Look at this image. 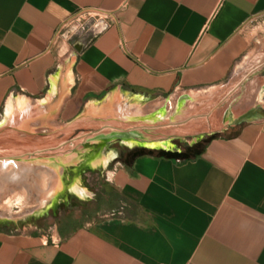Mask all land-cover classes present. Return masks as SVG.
<instances>
[{
    "label": "crops",
    "instance_id": "1",
    "mask_svg": "<svg viewBox=\"0 0 264 264\" xmlns=\"http://www.w3.org/2000/svg\"><path fill=\"white\" fill-rule=\"evenodd\" d=\"M80 9L110 22L73 37ZM0 113L26 154L84 115L165 145L117 137L113 208L0 231V264H264V0H0Z\"/></svg>",
    "mask_w": 264,
    "mask_h": 264
},
{
    "label": "rangeland",
    "instance_id": "2",
    "mask_svg": "<svg viewBox=\"0 0 264 264\" xmlns=\"http://www.w3.org/2000/svg\"><path fill=\"white\" fill-rule=\"evenodd\" d=\"M91 22L92 18L83 20V27L86 29ZM78 26L79 24L70 30L73 37L85 33L84 29ZM1 116L2 113L0 118ZM77 122L73 130L65 133L62 132L64 129H59V133L63 137L83 136L59 144L57 150L48 149L37 155L19 152L21 149L11 143L13 137L20 134L19 130H23L17 127V123L6 122L0 126V161L12 163L14 168H22L27 162L32 163L31 168L21 174L16 182H11L10 186L7 182L4 184L0 176V228H4L3 231L43 233L53 228L69 211L76 215L78 220H82L86 215L97 216L115 204L111 202L107 205L106 201L99 200L103 194L101 181L106 176L107 169L114 163V160H109L103 164L100 152L102 149H109L120 153L126 149L115 137L116 134L125 135V124L109 118L91 120L85 115L78 117L75 120V123ZM130 137L133 136L126 138ZM121 142L131 146L125 143L124 137ZM8 171H11L10 167L4 172ZM50 182L53 184L51 187ZM40 196L43 204L38 208ZM93 200L99 202L91 203ZM46 213L48 215L42 217L43 220L37 221L38 215ZM35 227L38 228L37 231Z\"/></svg>",
    "mask_w": 264,
    "mask_h": 264
},
{
    "label": "bare ground",
    "instance_id": "3",
    "mask_svg": "<svg viewBox=\"0 0 264 264\" xmlns=\"http://www.w3.org/2000/svg\"><path fill=\"white\" fill-rule=\"evenodd\" d=\"M13 106H16L18 105V103L14 102L12 103ZM125 106L127 107L128 106V102H125ZM121 109V107H120ZM15 109L13 110H9V106L7 107V109H5V113L7 114H16L17 111L14 112ZM125 132V135H121V134H116L115 137H124L125 138V143L128 144V145H134V144H141V143H144V144H148L150 145L149 147H152V146H156V147H160V146H165L162 141L156 139V140H152V141H145L143 139H138V138H135V137H130V138H126L129 135L128 131H124ZM143 144V145H144ZM104 148V147H103ZM114 155V152H112L111 150L109 149H102V151L100 152V157H101V161L102 163H106L107 161H109ZM6 159V158H5ZM8 159H13V158H8ZM32 166V163L30 162H27V164H25L24 167L21 168H18V166L16 168H14V166L12 165V163H3L2 161H0V176H1V180L3 181L4 184H6L7 182V185L10 186V183L11 182H16L18 179H20L19 177L21 176V174H23L25 171H28ZM11 168V171L13 170V172L11 171H8V172H4L5 169L7 168ZM47 169V168H46ZM53 181V179H52ZM52 182H50V185L49 187H51L53 184H51ZM39 200H41V202L38 204V208H40V204H43L42 202V196H40ZM43 206V205H42Z\"/></svg>",
    "mask_w": 264,
    "mask_h": 264
},
{
    "label": "built area",
    "instance_id": "4",
    "mask_svg": "<svg viewBox=\"0 0 264 264\" xmlns=\"http://www.w3.org/2000/svg\"><path fill=\"white\" fill-rule=\"evenodd\" d=\"M89 18L93 19V22L90 23L86 29L83 27V20ZM75 25L84 29V32L88 30H92L93 28H102L108 25L110 22L109 17L101 13L100 11H96L95 9H80L77 13H75L70 19ZM83 31V30H82ZM76 34V33H75ZM82 34V33H81Z\"/></svg>",
    "mask_w": 264,
    "mask_h": 264
},
{
    "label": "trees",
    "instance_id": "5",
    "mask_svg": "<svg viewBox=\"0 0 264 264\" xmlns=\"http://www.w3.org/2000/svg\"><path fill=\"white\" fill-rule=\"evenodd\" d=\"M138 153H157V151H150V150H146V149H140ZM162 154H167V155H171V156H176V157H185L187 155L184 154L183 151L181 152H171V151H161Z\"/></svg>",
    "mask_w": 264,
    "mask_h": 264
},
{
    "label": "water",
    "instance_id": "6",
    "mask_svg": "<svg viewBox=\"0 0 264 264\" xmlns=\"http://www.w3.org/2000/svg\"><path fill=\"white\" fill-rule=\"evenodd\" d=\"M10 99H11V97H10ZM12 99H14V97H13ZM5 109H7V106H5ZM90 109H91V104H88V105L85 107V109H84V113L87 112V111L90 110ZM4 112H5V110H4ZM15 116H16V114L13 115L12 113H11V114L4 113V117H5V119H8V120L13 119Z\"/></svg>",
    "mask_w": 264,
    "mask_h": 264
},
{
    "label": "flooded vegetation",
    "instance_id": "7",
    "mask_svg": "<svg viewBox=\"0 0 264 264\" xmlns=\"http://www.w3.org/2000/svg\"><path fill=\"white\" fill-rule=\"evenodd\" d=\"M47 215H48L47 213L44 214V215H38V220H37V221H41V220H43L42 217H45V216H47ZM3 229H4V228H0V231H3ZM37 229H38V228L35 227V230H36V231H37Z\"/></svg>",
    "mask_w": 264,
    "mask_h": 264
}]
</instances>
